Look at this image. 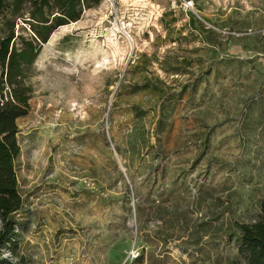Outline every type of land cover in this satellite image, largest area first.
<instances>
[{
	"label": "rangeland",
	"instance_id": "rangeland-1",
	"mask_svg": "<svg viewBox=\"0 0 264 264\" xmlns=\"http://www.w3.org/2000/svg\"><path fill=\"white\" fill-rule=\"evenodd\" d=\"M15 34L30 36L21 19ZM27 83L0 260L245 264L236 224L264 202V0H102L53 32Z\"/></svg>",
	"mask_w": 264,
	"mask_h": 264
},
{
	"label": "trees",
	"instance_id": "trees-1",
	"mask_svg": "<svg viewBox=\"0 0 264 264\" xmlns=\"http://www.w3.org/2000/svg\"><path fill=\"white\" fill-rule=\"evenodd\" d=\"M102 0H0V258L1 251L15 247L16 226L12 216L22 208L15 160L20 148L17 121L28 114L33 90L28 71L40 47L55 30L77 22L83 11ZM27 17L24 18V15ZM27 25L30 36L15 34L16 21ZM17 42V43H16ZM238 255L245 264H264V202L253 224H236ZM0 264H10L1 259Z\"/></svg>",
	"mask_w": 264,
	"mask_h": 264
}]
</instances>
